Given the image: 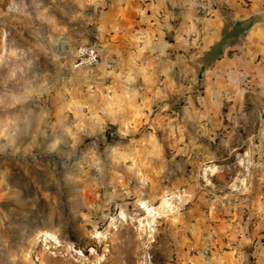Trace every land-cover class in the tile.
Returning <instances> with one entry per match:
<instances>
[{"label":"rangeland","instance_id":"rangeland-1","mask_svg":"<svg viewBox=\"0 0 264 264\" xmlns=\"http://www.w3.org/2000/svg\"><path fill=\"white\" fill-rule=\"evenodd\" d=\"M112 4L0 0V264H264V73L215 107Z\"/></svg>","mask_w":264,"mask_h":264},{"label":"crops","instance_id":"crops-1","mask_svg":"<svg viewBox=\"0 0 264 264\" xmlns=\"http://www.w3.org/2000/svg\"><path fill=\"white\" fill-rule=\"evenodd\" d=\"M112 8L118 36L137 47L134 56L143 71L170 86L175 77L201 73L206 88L212 87L209 81L221 87L211 94L214 106L231 71L264 73V0H113ZM240 23L249 30L231 38Z\"/></svg>","mask_w":264,"mask_h":264},{"label":"trees","instance_id":"trees-1","mask_svg":"<svg viewBox=\"0 0 264 264\" xmlns=\"http://www.w3.org/2000/svg\"><path fill=\"white\" fill-rule=\"evenodd\" d=\"M250 26H244V24L240 23L233 27V29L230 31L231 38H236L239 35H244L246 31H248Z\"/></svg>","mask_w":264,"mask_h":264},{"label":"bare ground","instance_id":"bare-ground-1","mask_svg":"<svg viewBox=\"0 0 264 264\" xmlns=\"http://www.w3.org/2000/svg\"><path fill=\"white\" fill-rule=\"evenodd\" d=\"M125 215H126V213H125ZM123 218H124V217H121V220H123ZM36 262H37V261H36Z\"/></svg>","mask_w":264,"mask_h":264},{"label":"built area","instance_id":"built-area-1","mask_svg":"<svg viewBox=\"0 0 264 264\" xmlns=\"http://www.w3.org/2000/svg\"><path fill=\"white\" fill-rule=\"evenodd\" d=\"M204 12L202 11V14H203Z\"/></svg>","mask_w":264,"mask_h":264}]
</instances>
